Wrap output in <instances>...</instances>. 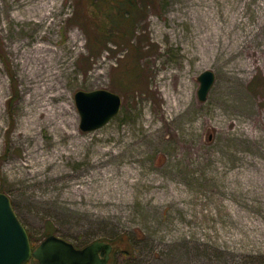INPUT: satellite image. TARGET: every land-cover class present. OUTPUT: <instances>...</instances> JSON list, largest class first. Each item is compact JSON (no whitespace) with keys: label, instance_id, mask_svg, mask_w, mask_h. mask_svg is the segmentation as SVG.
<instances>
[{"label":"rangeland","instance_id":"rangeland-1","mask_svg":"<svg viewBox=\"0 0 264 264\" xmlns=\"http://www.w3.org/2000/svg\"><path fill=\"white\" fill-rule=\"evenodd\" d=\"M25 1L0 0V192L33 244L48 232L81 247L103 240L114 246L108 264H264V65L254 59L237 85L227 73L234 60L191 57L200 15L211 22L204 31L223 39L259 29L253 46L264 47V0H53L56 15L31 30L14 17ZM44 31L70 69L56 102H67L72 130L86 142L79 157L54 164L31 158L30 92L13 50ZM187 67L191 102L173 118L164 89L168 80L176 92L179 76L164 74ZM205 70L215 82L202 101ZM96 89L119 94L121 109L83 131L75 94ZM39 139L47 152L59 145L48 129ZM61 139L69 145L73 135ZM73 187L86 190L73 197Z\"/></svg>","mask_w":264,"mask_h":264},{"label":"bare ground","instance_id":"bare-ground-1","mask_svg":"<svg viewBox=\"0 0 264 264\" xmlns=\"http://www.w3.org/2000/svg\"><path fill=\"white\" fill-rule=\"evenodd\" d=\"M22 5V9L14 14L19 21L23 23H33L29 29L35 27V23L44 25L50 17L56 15L55 5L53 0H26ZM260 24L264 23V12L259 9ZM200 19H194L196 27L195 42L192 45L193 51L191 57L195 58L198 55L203 59H217L219 54H224V61L234 60L228 67L229 77L237 82V85H241L248 79L249 73L253 70L254 59L259 64L264 65V47L257 48L253 46L254 41L260 36V30H253L251 35L241 40L238 36L225 37L223 39L219 30L204 31L202 24H210L208 20L202 15ZM55 18L49 23V26L53 24ZM213 21V20H212ZM234 25L237 23L235 19L232 22ZM178 36V34H177ZM78 37L77 33L73 34V38ZM48 38V31L38 32L35 37V43L28 42L26 40L19 41L13 46V50L17 54L18 63L21 65V74L25 80V84L29 90V94L26 96V102L29 104V115L25 119L26 125L24 126L25 132L33 131L35 137V143L30 148L31 158L38 164L57 162V157L81 155V149L86 147V142L79 139L77 134L72 130V124L74 119L67 116L70 111L69 106L66 103L56 102L57 99L62 98L67 94V91L63 89L64 75L70 70L68 63L64 65L62 60L64 58V51L62 47H54L48 42H43ZM55 44L60 42L59 37H56ZM191 47V48H192ZM190 48V49H191ZM189 49V50H190ZM256 52L258 55L256 56ZM237 56H239L237 58ZM190 67L186 70L178 69L173 71L168 69L164 77L179 76V82L176 92L168 91L171 87V81H166V97L168 100V110L175 116H179L183 113L186 106L191 102L190 85L191 82L186 77L189 75ZM263 112H258L256 115L259 119V115ZM152 123V120H148V125ZM43 129H48L51 133L58 136L59 145H57L52 151L47 152L46 146L40 141L39 133ZM63 133H70L73 135V140L69 145H62L61 135ZM65 165L59 164L62 168ZM135 167L129 166L125 169L126 172H130ZM39 169V168H38ZM140 171V170H139ZM137 170V172H139ZM101 171H94L91 179L98 177ZM141 180H137V183ZM136 183V184H137ZM167 183L166 180H161L160 184ZM86 190L85 188L73 187L69 195L75 197L76 193ZM68 195V194H67ZM126 199V198H124ZM149 198H146L148 200Z\"/></svg>","mask_w":264,"mask_h":264},{"label":"water","instance_id":"water-1","mask_svg":"<svg viewBox=\"0 0 264 264\" xmlns=\"http://www.w3.org/2000/svg\"><path fill=\"white\" fill-rule=\"evenodd\" d=\"M199 80L198 96L205 101L215 82V73L205 70ZM75 100L83 131L103 127L120 112L122 105L121 96L108 89L78 90ZM113 249L112 243L103 240L78 247L56 234H49L34 247L10 197L0 192V264H27L32 258L40 264H108Z\"/></svg>","mask_w":264,"mask_h":264},{"label":"trees","instance_id":"trees-1","mask_svg":"<svg viewBox=\"0 0 264 264\" xmlns=\"http://www.w3.org/2000/svg\"><path fill=\"white\" fill-rule=\"evenodd\" d=\"M49 234H52V233H49V232H48V235H49ZM48 235H47V236H48ZM30 239H31V236H30ZM31 241H32V239H31ZM32 244H33V241H32ZM37 245H38V244H37ZM37 245H34V244H33L34 247H36ZM75 245H76V244H75ZM76 246L81 247V246H79V245H76ZM85 246H86V245H85ZM29 263H31V264H33V263H35V264H40L39 261L36 260L35 258H32L27 264H29Z\"/></svg>","mask_w":264,"mask_h":264},{"label":"flooded vegetation","instance_id":"flooded-vegetation-1","mask_svg":"<svg viewBox=\"0 0 264 264\" xmlns=\"http://www.w3.org/2000/svg\"><path fill=\"white\" fill-rule=\"evenodd\" d=\"M111 259V258H110Z\"/></svg>","mask_w":264,"mask_h":264}]
</instances>
